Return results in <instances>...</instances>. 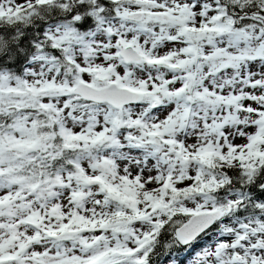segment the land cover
Returning a JSON list of instances; mask_svg holds the SVG:
<instances>
[{
  "label": "snow or ice",
  "instance_id": "1",
  "mask_svg": "<svg viewBox=\"0 0 264 264\" xmlns=\"http://www.w3.org/2000/svg\"><path fill=\"white\" fill-rule=\"evenodd\" d=\"M0 264H264V0H0Z\"/></svg>",
  "mask_w": 264,
  "mask_h": 264
}]
</instances>
